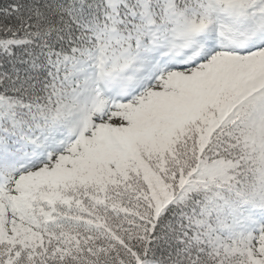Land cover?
<instances>
[{"label": "snow or ice", "instance_id": "1", "mask_svg": "<svg viewBox=\"0 0 264 264\" xmlns=\"http://www.w3.org/2000/svg\"><path fill=\"white\" fill-rule=\"evenodd\" d=\"M0 264H264V0H0Z\"/></svg>", "mask_w": 264, "mask_h": 264}]
</instances>
